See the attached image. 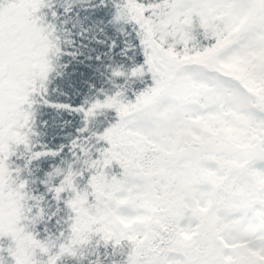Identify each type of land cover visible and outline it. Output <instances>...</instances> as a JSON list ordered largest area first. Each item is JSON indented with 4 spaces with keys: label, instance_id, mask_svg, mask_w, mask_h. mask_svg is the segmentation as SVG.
<instances>
[{
    "label": "snow or ice",
    "instance_id": "obj_1",
    "mask_svg": "<svg viewBox=\"0 0 264 264\" xmlns=\"http://www.w3.org/2000/svg\"><path fill=\"white\" fill-rule=\"evenodd\" d=\"M0 264H264V0H0Z\"/></svg>",
    "mask_w": 264,
    "mask_h": 264
}]
</instances>
